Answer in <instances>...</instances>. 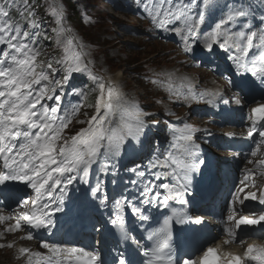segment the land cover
<instances>
[{"label": "snow or ice", "instance_id": "6c2138e0", "mask_svg": "<svg viewBox=\"0 0 264 264\" xmlns=\"http://www.w3.org/2000/svg\"><path fill=\"white\" fill-rule=\"evenodd\" d=\"M133 3L157 32L179 36L185 53L193 55L197 46L209 53L214 48L222 49L230 53L237 73L242 77L258 76L257 86L264 89V0ZM41 9L55 18L54 27H44ZM257 13H261L258 20ZM210 17L214 23L204 31ZM251 21H256L255 25ZM46 41L62 49L61 53L41 59ZM78 47L63 11L49 0H0V197L10 198L17 182L32 192L27 198H17L15 208L0 200V207L11 208L8 214L0 212V222L14 219L4 231L26 227L29 240L34 231L50 232L57 227V214L66 211L71 193L77 190L74 186L81 185L90 204L111 210L107 222L119 230L126 247L114 250L109 258L99 250L42 240L46 252L20 249L28 264H264V245L257 244H249L242 255L226 261L213 247H207L197 258L178 255L174 250V227L205 222L203 216L193 218L187 211L188 197L195 194L193 185L208 166L196 143L199 129L183 121V127L175 129L180 133L181 158L173 151H148L149 132L157 126V122H150L154 113L126 101L114 83L94 74ZM76 74L86 75L92 86H73ZM152 82L167 83L168 91L184 100L204 99L214 109L230 103L224 92L197 91L193 83L177 87L171 79ZM90 93L95 94L94 103L86 105ZM69 96L75 97V102ZM231 103L243 106L244 101L233 96ZM86 106L93 109L91 115L82 112ZM81 114L84 119L77 122L85 126L69 132ZM248 119L251 125L247 138L253 139V146L245 155L256 157L264 146V103L253 107ZM211 135L208 131L206 138ZM172 140L175 148V132ZM255 163L264 167V159ZM256 173V168L245 167L233 185L229 200L232 214L224 224L225 232L233 239L242 227H264V213L237 218L242 210L237 205L243 206L245 201L264 205V191L258 195L247 190L250 184L255 186ZM172 179L177 183L168 182ZM109 185L120 190L110 195ZM5 189H9L7 195ZM177 203L179 209L173 206ZM160 209H171V214L162 213V220L155 221L159 226L154 227L153 213ZM128 216L138 221L151 246L137 239L135 229L129 228Z\"/></svg>", "mask_w": 264, "mask_h": 264}, {"label": "rangeland", "instance_id": "374dc122", "mask_svg": "<svg viewBox=\"0 0 264 264\" xmlns=\"http://www.w3.org/2000/svg\"><path fill=\"white\" fill-rule=\"evenodd\" d=\"M49 3L63 11L66 26L74 29L70 35L78 40L75 41L79 45L78 51L94 74L120 76V86L130 102L139 104L142 109L149 107L159 116L163 115L162 109L167 101L163 97L164 103L160 104L159 98L166 93L164 84L152 86V81L158 80L160 72L166 67H174L171 65H175V62L182 66L176 61L170 43L155 40V31L145 27L143 21H138L133 15L119 12L120 15L115 16V8L103 10L101 0H49ZM106 12L108 16H105ZM41 15L45 28L55 26V18L45 15V9H41ZM122 23L125 29L120 26ZM143 31L148 35L142 34ZM61 51L54 44L47 43L44 55H59ZM134 60L141 63H129ZM141 74L151 79L142 80ZM254 180L258 178L255 176ZM102 238L97 231L92 239L93 244L96 246ZM13 261L16 259L13 258ZM0 264L17 263H9L6 257L0 256Z\"/></svg>", "mask_w": 264, "mask_h": 264}, {"label": "bare ground", "instance_id": "6f19581e", "mask_svg": "<svg viewBox=\"0 0 264 264\" xmlns=\"http://www.w3.org/2000/svg\"><path fill=\"white\" fill-rule=\"evenodd\" d=\"M75 1V0H74ZM54 3V2H53ZM79 6V5H78ZM110 13V12H109ZM119 12H115V16L118 15ZM120 15V14H119ZM105 16H108V13L106 12L105 13ZM114 17V16H112ZM119 20V19H118ZM114 23V22H113ZM121 23V22H120ZM49 28V27H48ZM70 29V33L74 31L73 28L71 27H68ZM136 29V28H135ZM128 31V30H127ZM128 33V32H127ZM120 34V33H119ZM74 35V34H73ZM75 37V36H74ZM109 37V36H108ZM75 40V39H74ZM77 40V39H76ZM75 40V41H76ZM78 41V40H77ZM128 41V40H127ZM116 51V50H115ZM113 52V51H112ZM119 53V52H117ZM86 54V53H85ZM116 55V54H115ZM123 56V55H121ZM200 59L196 54H193V55H184L182 56L180 59H178L179 62H181L183 64V66H179L177 65V63L175 62V65H171V66H174L176 67L177 69H184L185 71L187 72H192L193 74H197L201 77L202 80H208L211 76V73L208 72L203 66H202V63H196L195 65H193L192 61L193 60H198ZM86 62V60H85ZM102 62V61H101ZM203 62V61H202ZM104 64V63H103ZM239 75H241L240 73H238ZM113 75V73H112ZM120 76H107L105 78L106 81H110L112 83H114L118 89L120 90L122 96L124 97V99L126 100V95L122 92V89L120 87L121 85V79H119ZM169 79H172L171 77L168 78ZM173 79H176V78H173ZM220 80L224 81L221 77H219ZM226 82V81H224ZM183 106H187L188 105V102L185 101L183 102L182 104ZM212 128H215L214 126H212ZM247 142L245 143V146H247ZM218 154L220 155H223L225 157H230L227 153V150L226 149H222L220 151H217ZM258 155L260 156H264V146H262L261 148V151L260 153H258ZM240 160L244 161V164L241 166V169H244L245 167L247 168H253V164L252 163H248V160L246 157H238ZM257 169V174L258 176L260 177H263L264 176V170L261 169L260 167L256 168ZM205 181H208L207 178H204ZM205 183V182H204ZM203 183V184H204ZM23 188V184L22 183H19L17 182V184L11 189V190H15V191H18L20 192ZM227 188H225V186H218L216 187V190L218 191H223ZM264 191V188H263V184L260 185V188H259V194L260 192ZM194 192H195V198L193 200H191V203L192 204H195L196 202L198 203H203L207 200V191L205 190L204 187H202L201 185H197L195 188H194ZM248 203H254L256 201H247ZM16 207V206H15ZM14 207V208H15ZM95 207V206H94ZM10 210L11 208L8 207ZM95 214V213H94ZM87 213L83 214L82 215V218L81 220L79 221L78 225L76 226V228L79 230L75 236H71L70 239L71 240H81L80 243H75V242H71V241H64L62 244H67L69 246H74V247H84L85 249L87 250H92L93 249V243H91V240L89 237H87V235H92V233L95 232V228H90V218H91V215H89V218L87 219ZM207 218L209 216H206ZM46 230H40V233L43 234V232H45ZM48 232V231H46ZM104 241L101 242V244H103ZM16 253L18 254L17 255V258H27L26 255H22L20 253V251H16ZM222 258L226 261L228 260L229 258L226 257V256H222Z\"/></svg>", "mask_w": 264, "mask_h": 264}, {"label": "trees", "instance_id": "16d2710c", "mask_svg": "<svg viewBox=\"0 0 264 264\" xmlns=\"http://www.w3.org/2000/svg\"><path fill=\"white\" fill-rule=\"evenodd\" d=\"M133 62L137 63V65H139V63H141V62H139V61H137V60L130 61L129 63H133ZM133 64H134V63H133Z\"/></svg>", "mask_w": 264, "mask_h": 264}]
</instances>
